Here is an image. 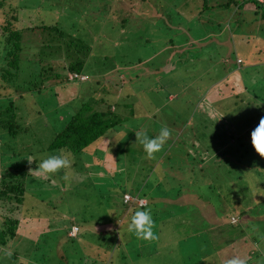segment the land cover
Here are the masks:
<instances>
[{
    "label": "rangeland",
    "instance_id": "obj_1",
    "mask_svg": "<svg viewBox=\"0 0 264 264\" xmlns=\"http://www.w3.org/2000/svg\"><path fill=\"white\" fill-rule=\"evenodd\" d=\"M242 1L26 0L20 15L31 24H52L66 39L80 34L91 45L82 69L90 78L52 84L42 78L49 65L36 45L56 41L46 28L32 31L15 79L19 85L37 75L44 84L18 98L26 143L37 146L41 135L46 144L88 97H104L114 106L136 101L142 115L112 128L105 140L90 144L94 149L67 153L71 161L87 163L85 181L72 166L47 177L28 175L26 184L35 186L19 211L0 198V227L4 216L19 218L16 237L0 246V263L17 249V257L36 264H194L214 244L221 264L234 256L258 264L257 255L264 256V168L250 163L264 164L251 143L264 117V17L253 2ZM7 11L0 9V65L8 50L6 31L20 26ZM57 57L50 65L63 79L69 70L62 54ZM126 82L136 94L126 93ZM9 94L0 89V95ZM148 123L149 137L163 126L172 132L153 159L136 143L140 130L129 131ZM3 142L20 145L18 136L0 133ZM38 146L28 172L46 154ZM2 154L0 170L7 161ZM127 194L153 198L143 210L151 209L152 216L158 210L155 228H164V239L134 235L116 243L111 229L120 237V227L130 222L127 215L118 218ZM160 200L180 209L160 206ZM137 210L143 211L134 207L130 213ZM73 225L81 228L77 237L69 233Z\"/></svg>",
    "mask_w": 264,
    "mask_h": 264
},
{
    "label": "trees",
    "instance_id": "obj_2",
    "mask_svg": "<svg viewBox=\"0 0 264 264\" xmlns=\"http://www.w3.org/2000/svg\"><path fill=\"white\" fill-rule=\"evenodd\" d=\"M245 1L253 2L259 9V11L261 9L260 15L264 17V1ZM245 1H242L239 5L243 6L245 4ZM24 8H26V0H0V9H7V16L13 13V19L16 21L18 20L20 24L18 28H8V31H6L7 34L5 35V42L7 43L6 50H8L5 54L4 63L0 65V89H9L13 92V94L9 95H0V133H5L10 137L18 136V141L20 143L17 148L16 144L12 145L8 142L0 143V155H3L2 153H4L6 158L5 160H7L5 163L3 162V164L1 165V167L3 168L0 170V198H2L3 203H10L11 208L17 209L18 211L21 204L24 202V197L27 189L31 190V188H34L35 186L34 184H31L30 186L26 184V177L29 175V172L27 171L29 164L26 160V157H34V153L37 151V149H40L38 145L42 147V151H46V154L45 156L39 155L37 159H41L43 157V159H45L49 155L59 154L60 150H63L65 155L67 153H71L76 156L84 151V149H94L95 146L91 147L90 144L95 141H97L95 143H100L101 141L105 140L112 128L116 129L118 126L123 127L124 123H128V119L130 117L134 119L140 118V116L142 115V113L135 108V105L137 106L136 101L128 100L124 103H118L115 100L117 106H114L112 102L106 103L104 97H88L87 99L81 100L76 110L69 114V117L65 121L63 128L56 132L46 144L41 135L35 137L37 146L34 147L31 144L26 143L23 140L22 133L24 132V135H26L28 126L25 125L23 120L19 121L17 118L18 116H20L19 107H24V102L21 101L20 104H18L20 101V99L18 98H20L22 94L26 92H31L34 90L37 91V89L39 90L40 87L44 84L37 77V75L35 77L31 76L27 83H20L19 85L17 84L15 79L18 72L20 53L24 45L29 46L33 42V39L31 37L32 31L35 29L46 28L50 31V33H53H51V35H53V39L56 41L55 43L50 41L47 43L45 41H41L36 45L44 54L42 55V57H46L43 58L44 63L49 65L48 67H46L47 73L42 76V78L45 80L46 77H49L52 84H59L60 81L64 80L78 82L88 80L90 78L89 74L85 71H82V69L85 62V56L91 51V45L85 42L82 38L83 36L80 34L78 36L72 38L69 37V39H66V37L61 34L59 28H55L54 26H52V24H31L30 20L26 16L20 15L23 14L21 10ZM24 20L28 21V23L22 22ZM22 30L24 31L23 33L21 32ZM23 34L25 35L23 36ZM61 54L63 56L62 62L66 63L67 70H69L67 75H65L63 79H60L58 73L54 71V67L50 65V63L53 64L56 58H58L57 56H61ZM45 71L46 70L41 71L40 73H43ZM82 75H85V77H81ZM36 78H38L39 81H37ZM97 81L98 80H96L95 83H97ZM125 87L126 93L128 92L136 94V92H133L134 87L131 85V82H126ZM17 91L18 93L14 95ZM120 108H123L125 110V113H123V111H120ZM150 125L151 124L148 123L140 127H134V125L131 124L134 129L131 128L129 129V131H135V129H138L140 130V132L146 133L147 130H150ZM166 154L168 155V153ZM67 157L69 158V155ZM71 162L72 163L69 170L72 169V166H78L80 171L84 173V177L82 179L85 181L87 178H89V175L86 171L87 163H84V161L79 158L76 159V162L73 160ZM250 166H260L264 168L263 163L254 164V162H251ZM48 179L44 180L43 178L42 180L48 181L50 183V179ZM162 180L164 179L157 177V185H159L160 183L163 185V183L161 182ZM143 197L146 199L144 205H137V203L134 201H125L124 199H122V213L118 216V218L127 215V218L129 217L131 220L132 213L130 212H132L131 210L134 207H139L143 210L144 207L148 205L149 201L153 200V198H150L148 200L147 197ZM157 204H159L160 206L165 205L168 207H171L173 205L175 206V204H177L178 208L180 209V205L175 202L160 200ZM260 213H257V215H259ZM157 214L158 210L156 209L152 216L153 220L155 219ZM18 219L19 218L16 216H4L3 223L1 224L2 226L0 227V246L5 247L8 240L16 237L18 231ZM155 221H157L158 223V220ZM262 221L264 223V218L262 219ZM76 226L78 227V225ZM120 228V237L118 236V229H111L112 233L114 234L113 236L115 237V241L118 244H120L121 241L126 242L128 239H131L134 236V234L132 233L131 236H127L128 226H123ZM102 230H106V227H104ZM107 230L109 229L107 228ZM79 231L81 232V228L78 227L76 234L72 237H77ZM154 232L158 236V239H160V236L164 239L165 236L163 235H165L166 232L164 231L163 227L161 230L159 229V231L156 227ZM255 237L256 236H254V238ZM134 238L136 237L134 236ZM97 242L100 246L106 247L105 239ZM216 250L217 248L215 249V246L213 244V247L210 248L209 255L207 257L203 256L199 258L194 262V264H217V261L219 264L221 260L219 261V257H217L216 254L218 250ZM18 252L19 251L15 249L10 255L5 258L4 262L0 264H36L31 260H26L25 257H17ZM157 254L155 255V257L158 260H161L162 255H160V253L158 252ZM257 256L260 257L258 264H262L264 256L262 254ZM246 262L247 264L252 263L251 261L249 263L248 260H246Z\"/></svg>",
    "mask_w": 264,
    "mask_h": 264
},
{
    "label": "clouds",
    "instance_id": "obj_3",
    "mask_svg": "<svg viewBox=\"0 0 264 264\" xmlns=\"http://www.w3.org/2000/svg\"><path fill=\"white\" fill-rule=\"evenodd\" d=\"M171 135L172 132L167 126H163L159 134L155 137H149L145 132L136 131V143L143 146L148 159H153L155 154L162 150L166 142L171 138ZM251 143L259 156L264 158V117L260 118L258 126L251 132ZM26 160L29 165L36 161L32 156H27ZM71 163V160L64 154L63 150H60L59 154L49 155L47 158L38 162L37 168H29V175L36 178L47 177L60 172L62 169H69ZM64 179H69L67 173ZM155 226L151 209L143 211L137 210L131 216L130 223L128 224V232L134 234L137 239L151 242L158 239V236L153 231ZM227 264H247V262L240 256H234L227 261Z\"/></svg>",
    "mask_w": 264,
    "mask_h": 264
},
{
    "label": "built area",
    "instance_id": "obj_4",
    "mask_svg": "<svg viewBox=\"0 0 264 264\" xmlns=\"http://www.w3.org/2000/svg\"><path fill=\"white\" fill-rule=\"evenodd\" d=\"M256 1L263 2L264 0H256ZM81 77H85V75H82ZM124 200L125 201H134V202L137 203V205H144V203L146 202V199L145 198L143 199V198L134 197V196H132L130 194L125 195V199ZM233 218H235V216H232V220H233ZM77 230H78V227L76 225H73L71 227L69 233H71V234L74 235V234H76ZM262 264H264V259H263V263Z\"/></svg>",
    "mask_w": 264,
    "mask_h": 264
}]
</instances>
